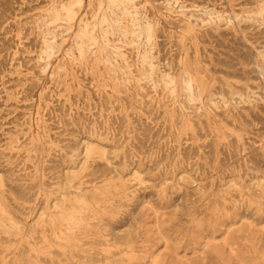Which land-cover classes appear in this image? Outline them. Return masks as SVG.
I'll return each instance as SVG.
<instances>
[{
    "label": "rangeland",
    "instance_id": "obj_1",
    "mask_svg": "<svg viewBox=\"0 0 264 264\" xmlns=\"http://www.w3.org/2000/svg\"><path fill=\"white\" fill-rule=\"evenodd\" d=\"M74 1L0 0V264H264V0Z\"/></svg>",
    "mask_w": 264,
    "mask_h": 264
},
{
    "label": "bare ground",
    "instance_id": "obj_2",
    "mask_svg": "<svg viewBox=\"0 0 264 264\" xmlns=\"http://www.w3.org/2000/svg\"><path fill=\"white\" fill-rule=\"evenodd\" d=\"M110 5H109V10L104 13L103 17L96 23L102 26V31H103V35L107 36L108 32H109V28L106 27V25H104L105 23L108 24L107 26L110 27L111 30L115 31L116 27L115 22L119 21V17H118V12L119 13H124V14H130L129 11V4L131 3L132 0H110ZM70 2V1H69ZM75 2L76 4H81L82 0H75L74 2L71 3H66L62 6V10L67 11L68 16L70 17V19H73L75 15V11H74V6H75ZM148 6V5H147ZM57 11V10H56ZM144 11V10H143ZM52 13V12H50ZM57 14V13H56ZM143 14V13H142ZM53 15V14H52ZM61 15V14H60ZM58 13V16H60ZM112 16V20H110L109 16ZM151 16V15H150ZM75 19V18H74ZM52 20V19H51ZM68 20V19H67ZM53 21V20H52ZM142 21V20H141ZM150 22V21H149ZM87 23V22H86ZM85 24V23H84ZM88 25V24H86ZM84 26V25H83ZM89 28V27H88ZM90 29V28H89ZM127 30V28H125ZM124 29V30H125ZM88 30V29H87ZM85 29L84 32L87 31ZM124 32V31H122ZM83 35V34H82ZM82 46V45H81ZM80 46V47H81ZM90 69V68H89ZM148 72V71H147ZM129 78V77H128ZM176 79V78H175ZM187 85V84H186ZM172 92V91H171ZM190 95V94H189ZM216 102V101H215ZM151 162V161H150ZM4 199V198H3ZM85 201V200H84ZM90 202V201H89ZM92 202V201H91ZM88 203V202H87ZM87 206V205H86Z\"/></svg>",
    "mask_w": 264,
    "mask_h": 264
}]
</instances>
